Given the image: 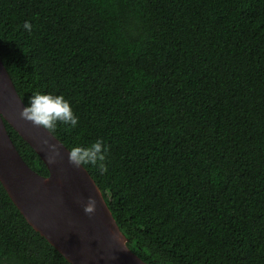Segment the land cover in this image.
Returning a JSON list of instances; mask_svg holds the SVG:
<instances>
[{
    "label": "trees",
    "instance_id": "obj_1",
    "mask_svg": "<svg viewBox=\"0 0 264 264\" xmlns=\"http://www.w3.org/2000/svg\"><path fill=\"white\" fill-rule=\"evenodd\" d=\"M0 60L25 105L70 102L69 151L107 146L82 166L144 263L264 264V0H0ZM0 264H70L1 185Z\"/></svg>",
    "mask_w": 264,
    "mask_h": 264
},
{
    "label": "water",
    "instance_id": "obj_2",
    "mask_svg": "<svg viewBox=\"0 0 264 264\" xmlns=\"http://www.w3.org/2000/svg\"><path fill=\"white\" fill-rule=\"evenodd\" d=\"M24 106L0 60V185L26 222L70 264H146L128 249L85 168L68 162L70 151L50 131L20 118ZM5 123L41 159L47 177L23 161ZM44 140L59 151L55 163H49ZM89 196L96 200V210L86 215L83 205Z\"/></svg>",
    "mask_w": 264,
    "mask_h": 264
},
{
    "label": "clouds",
    "instance_id": "obj_3",
    "mask_svg": "<svg viewBox=\"0 0 264 264\" xmlns=\"http://www.w3.org/2000/svg\"><path fill=\"white\" fill-rule=\"evenodd\" d=\"M23 27L26 30L31 29L28 21H25ZM20 118L30 122L34 126L40 127L46 131L55 129L58 123L76 127L78 117L75 115L70 102L63 94H52L50 92H34L28 100V103L20 111ZM47 149L49 163H55L59 156V151L55 144H49L47 140L42 141ZM108 153L107 146L101 139H97L88 146H73L68 152V162L75 167L82 165L96 166L101 174L107 171L105 164ZM96 210V200L89 196L83 205V212L91 215Z\"/></svg>",
    "mask_w": 264,
    "mask_h": 264
}]
</instances>
